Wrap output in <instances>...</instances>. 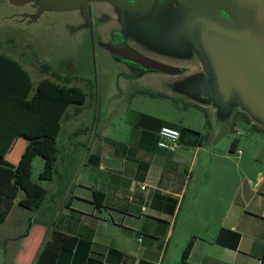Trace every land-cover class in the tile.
Masks as SVG:
<instances>
[{
	"label": "crops",
	"instance_id": "crops-1",
	"mask_svg": "<svg viewBox=\"0 0 264 264\" xmlns=\"http://www.w3.org/2000/svg\"><path fill=\"white\" fill-rule=\"evenodd\" d=\"M132 93L104 100L96 114L82 115L81 105L68 111L76 103L67 108L64 118L76 126L65 151L58 146L53 178L42 180L49 185L39 183L47 196L29 209L19 204V191L0 224V264H35L54 229L78 238L56 264H262L264 130L244 113L230 128H217L210 108L155 88ZM238 119L245 128L234 129ZM163 126L180 130L175 150L158 145ZM246 132L259 143L243 142ZM27 144L0 125L3 158L18 163ZM57 179L59 194L52 189ZM9 201L0 196V211Z\"/></svg>",
	"mask_w": 264,
	"mask_h": 264
},
{
	"label": "water",
	"instance_id": "water-1",
	"mask_svg": "<svg viewBox=\"0 0 264 264\" xmlns=\"http://www.w3.org/2000/svg\"><path fill=\"white\" fill-rule=\"evenodd\" d=\"M48 1L56 12H76L75 30L88 28L91 2L112 3L108 31L125 39L101 46L117 62L143 68L134 77L140 86L210 108L217 128L244 113L264 129V0Z\"/></svg>",
	"mask_w": 264,
	"mask_h": 264
},
{
	"label": "rangeland",
	"instance_id": "rangeland-1",
	"mask_svg": "<svg viewBox=\"0 0 264 264\" xmlns=\"http://www.w3.org/2000/svg\"><path fill=\"white\" fill-rule=\"evenodd\" d=\"M102 3H99V7L108 9ZM19 9L7 0H0V52L10 54L21 61L29 69L35 84L44 78L57 80L69 78L70 83L81 86L87 93L86 102L74 104L68 111L72 112L77 105H81L82 115L103 112L104 100L108 101L111 97L118 96L120 91H125L127 97L134 94L126 91L127 85L133 83L134 91L140 88V83L135 79L132 77L125 79L122 76L123 65L114 60L109 51L100 47L96 50L92 47L89 35L91 25L85 30H75V27L71 26L77 22L76 12H48L33 22H26L18 14ZM108 28L107 26L106 29ZM140 29L145 32L143 26H140ZM104 35L108 36L109 32ZM100 36L102 37L101 34ZM75 126V120L65 118L62 120V130L57 140L60 151H65L62 148L67 146L70 132ZM237 127L245 128L240 119L236 121L234 129ZM234 134L235 131L231 129L220 144L227 143ZM249 134L251 132H246L242 136V141L258 144L256 136ZM43 167L42 157L36 156L33 161L32 180L48 186L50 182L39 178ZM57 180L56 186L52 189L55 191L56 188V193L59 194L61 185L59 179ZM37 216L42 217L41 212L37 214L33 211L31 217Z\"/></svg>",
	"mask_w": 264,
	"mask_h": 264
},
{
	"label": "trees",
	"instance_id": "trees-1",
	"mask_svg": "<svg viewBox=\"0 0 264 264\" xmlns=\"http://www.w3.org/2000/svg\"><path fill=\"white\" fill-rule=\"evenodd\" d=\"M86 100L85 90L77 84H71L69 78H44L35 84L22 62L0 52V125L28 140L18 163H12L0 155V196L10 200L6 209L0 211V224L4 222L20 190L25 193L19 200L21 206L40 208L48 190L32 180L33 160L38 155L45 160L39 176L41 180L53 178L58 160L57 139L61 121L71 104H84ZM244 116L249 119L246 114ZM94 195L96 203L102 205L104 194L96 191ZM77 240L74 235L54 229L38 253L35 264H56L60 252L73 249ZM192 244L193 239L183 251L184 262H187Z\"/></svg>",
	"mask_w": 264,
	"mask_h": 264
},
{
	"label": "flooded vegetation",
	"instance_id": "flooded-vegetation-1",
	"mask_svg": "<svg viewBox=\"0 0 264 264\" xmlns=\"http://www.w3.org/2000/svg\"><path fill=\"white\" fill-rule=\"evenodd\" d=\"M7 2L11 3L12 5L20 8L18 14L21 15V18L25 20L26 22H33L37 20L43 13L48 12H56V1H48V0H7ZM103 2L102 4L107 7L108 9L104 10L99 7V3ZM100 2H91L89 5V25L88 27H92L90 38H91V44L94 49L97 50L98 47L103 48L108 51L105 46H101V43H108L109 41H112L113 43H116L122 39H125L122 32L118 30H112L111 32L106 29L107 24L113 21L112 10L110 7L113 8L112 3L106 2V1H100ZM51 3V4H49ZM117 11H122L118 8H116ZM115 10V9H114ZM113 10V11H114ZM109 32L108 36H105L104 34ZM98 33V36H97ZM102 35V37L100 36ZM101 42V43H100ZM119 60V55H115ZM129 64V63H128ZM124 69V73H127L129 75H132L131 77L135 79V75H137L138 71H143V68H141L136 63L129 64L130 66H127L126 63L122 64ZM129 77V78H131ZM132 85H127L126 88H130ZM141 88V86H140ZM139 88V89H140ZM138 89V90H139ZM134 90H130L128 92H133Z\"/></svg>",
	"mask_w": 264,
	"mask_h": 264
},
{
	"label": "built area",
	"instance_id": "built-area-1",
	"mask_svg": "<svg viewBox=\"0 0 264 264\" xmlns=\"http://www.w3.org/2000/svg\"><path fill=\"white\" fill-rule=\"evenodd\" d=\"M179 138L180 130L178 128L163 126L159 131L158 145L164 149L175 150ZM237 153L241 155L243 151L241 149H238Z\"/></svg>",
	"mask_w": 264,
	"mask_h": 264
}]
</instances>
